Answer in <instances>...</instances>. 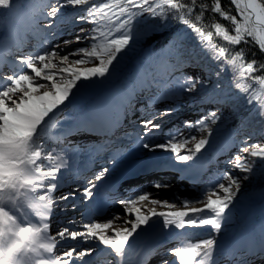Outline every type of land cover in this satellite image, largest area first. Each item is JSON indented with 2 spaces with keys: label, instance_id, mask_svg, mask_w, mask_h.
Returning <instances> with one entry per match:
<instances>
[{
  "label": "snow or ice",
  "instance_id": "1",
  "mask_svg": "<svg viewBox=\"0 0 264 264\" xmlns=\"http://www.w3.org/2000/svg\"><path fill=\"white\" fill-rule=\"evenodd\" d=\"M15 3H19V0H0V9H9V15L15 17L18 11L13 8ZM230 4L235 6L237 15L244 23H241L237 15L232 14L231 9L225 10L221 0H213L211 12L219 14L234 26L232 34L222 24L215 23V36L230 45L248 43L246 37L253 36L255 32V26L252 25L254 17L255 23L262 26L258 46L264 51V0H230ZM68 8L73 9L72 23L91 24L92 27L80 28L70 39L18 57V63L22 66L20 70L4 76L0 81V264H83L81 258L90 256L96 249H78L75 244L65 246L62 243L76 242L78 238L79 243L93 240L98 245L107 246L116 257L117 264H123L126 246L130 247V237L138 234V230H143L142 226H149L153 217L161 218L163 228L169 232L183 233L188 228L203 227L209 230V236L199 242L169 249V254L176 258L172 264H216L213 258L214 252L219 255L216 236L221 232L223 224L231 218L230 206H234L240 180L247 179V176L234 177L231 173H224L220 179L227 180V185L219 182L195 200L180 197L172 201L151 199L152 204H162L169 208L175 207L178 202L184 206L204 203V208H191L189 211L157 213L155 209H150L149 214H142L141 209L135 207L137 199L149 200L151 194L141 190L137 198L119 201L126 205V217L132 218H125L123 222L128 227L113 229L111 236L106 235L104 230L111 228L113 222L119 218L113 216L106 223H98L93 220L90 212L81 213L80 220L69 218L66 225L58 230V240L49 235V218L53 205L60 207L61 201H72L70 206L75 209L74 201L78 191L65 192L56 198L52 196L58 188L63 187L65 174L61 169L70 168L68 161L71 154L63 153L57 156L54 155L52 147L45 146L44 134L48 121L54 116L63 115L83 91L110 82L118 73L120 64L143 35L155 33L157 29H167L173 21L181 22L185 38L191 35L203 51L211 53L213 61L225 60L228 52V49L213 42V31H206L187 18L195 12L196 21H200L204 13L209 11L208 4L198 5L197 0H189L187 3L184 0H101L99 3L95 0H30L26 18L33 28L39 20L52 18L49 21L51 35L53 22L58 14L61 18L68 16L69 13L63 11ZM141 24L146 26L143 32L138 27ZM72 44L85 46L71 48ZM173 44L176 59V63L172 65L174 70L194 63L190 57L185 56L182 47L173 39H169L164 47L167 49ZM243 55L244 50L241 49L231 59L225 60V63L233 66V70L239 68L240 79L247 78V74L258 70L255 60L238 64ZM92 61H98V66L85 69L75 67ZM223 69L224 65L221 64L220 71L208 74L207 79L181 73L179 77H174V80L180 93L194 94L188 96L191 99L206 91L219 89ZM259 69H264V64H260ZM212 75L215 76V81L212 80ZM235 79L234 75L233 80ZM252 79L264 84V77ZM234 87L247 94L244 96L245 103L250 107L255 104L253 111L264 117V102H258L260 98L257 94L249 93L250 85L235 83ZM41 89L47 90L41 94ZM158 99L159 97H153L148 104L151 105ZM230 99V96H221V101L225 103ZM174 111L175 104L160 111H149L143 106L136 109L139 113L136 121L140 131L135 134V147L149 152L162 150L172 155L170 158H157L147 163H141L137 158L133 162L134 169L139 166L144 169L151 168L156 172L171 170L181 174L188 171L195 166L189 162L197 158L213 136L210 125H215L223 119L221 115H217L219 109H215L195 122L185 120L186 128L206 133V136L198 141L195 135L184 136L179 131H170L163 143H154L155 132L162 128L158 121ZM97 126L96 119L85 117L65 128L63 135L82 133L90 136L94 134ZM126 135L132 138L131 134ZM192 141H195L194 147L189 148L188 145ZM242 143L246 144V141ZM75 147L79 149L80 146ZM249 147V156L264 160V147L255 144L241 147L228 163L241 172L254 174V162H249L247 158L242 160L240 156V153L248 151ZM130 148L129 145L117 147L109 163H117V158L124 157ZM182 149H187V153L181 155ZM56 159L60 162L54 163ZM108 173L109 169L104 167L88 180L82 190L83 200L91 201L94 196L93 189L97 188V185L92 183V180H99ZM180 179L186 177L181 175ZM172 187L171 181H162L159 176L155 177L152 183V188L157 192ZM30 215L35 218L34 221L30 219ZM81 228L83 230H79ZM58 244L61 246L60 255L64 257L63 261L54 256H45L53 253ZM161 264L170 262L165 259Z\"/></svg>",
  "mask_w": 264,
  "mask_h": 264
},
{
  "label": "rangeland",
  "instance_id": "2",
  "mask_svg": "<svg viewBox=\"0 0 264 264\" xmlns=\"http://www.w3.org/2000/svg\"><path fill=\"white\" fill-rule=\"evenodd\" d=\"M29 3H30V0H19V3H15L13 5V8L18 10L17 15L15 17L9 15V9H0V34H2L4 32L5 33L8 32L7 26L15 27L16 31L13 30V32L14 31L17 32V31H22L23 26H25L26 24L29 25V22L26 18L27 13L29 11ZM63 11L68 12L69 15L61 18V17H59V14H58V17L53 22V24H54V26H56L58 24H60V25L65 24L68 27L67 29H69V32L65 33L63 36L61 35V38L57 39V43L65 40L67 37L75 36L79 32L80 28L90 29L92 27L91 24H74V23H72V15L71 14L73 12V9L68 8V9L63 10ZM50 20H52V18H48L46 20H44V19L39 20L37 22L35 28H38V27L43 28L49 32L50 31V29H49V21ZM17 28H18V30H17ZM53 30H55L54 27L51 29V32ZM84 46H85L84 44H79V45L72 44L70 47L76 48V47H84ZM10 47L12 48V46H10ZM22 55H25V53L22 51H14V53H10L9 57L12 59H15V61H16V59ZM97 65H98V61H92V62L84 63L81 65H75V67L80 68V69H85V68L95 67ZM37 66L38 67L40 66L39 63L37 64ZM21 67L22 66L20 65V68ZM20 68H18V70H20ZM141 68H142L141 70L145 69V73H142L141 76H138V74H134L130 78L126 79V81H124L123 86L121 88V92H119L117 94L109 93L106 95H100L97 86L83 91L78 97H76V99L73 101L72 106L70 108L66 109V111L63 115L54 116L52 119H50L48 121V127L45 131V134H44L45 146L49 147L51 145L50 147L54 148L55 150L56 149L58 150V148H60V146L56 145V144H54V145L50 144V142H51L50 137L55 138L56 137L55 132H56V134H57V132L59 134V132L63 131L65 128L72 126L75 122H79L82 118H85V117L96 119L98 121V124L100 122H102V123L105 122L107 128L108 127L113 128L116 125V123L118 122L120 115L125 114L128 111H132L133 107L131 106V101H133V100L138 101V99H137L138 95H142V96L150 95L151 97H159L157 102L153 103L152 105H150L148 107L149 111H160L168 105H172V104L176 105V111L172 112L168 116H165L161 120V121H164L163 123H165L166 121L175 120L176 118L179 119V123L181 125H184L185 120H190V121L195 122L197 119L201 118L202 116H204L207 113V108L210 109L213 107H215V109H219V111L217 112V115H221V116L223 115L222 120H224L225 116H227L230 113L229 107L226 108L224 106H215L214 104H212V102L203 105V103L200 104V102H201L200 98H198V99L191 98L190 99V98H188V95L180 93V90H179V88H178V86L174 80V77H179L178 75L180 74V72H174L172 75L168 74L167 76H165L163 74H158L156 72L154 74H152L151 70L148 69L147 64H142ZM154 71H156V70H154ZM28 72H29V74H31L30 70H28ZM169 73H171V72H169ZM183 73H185V75H196V76H199L201 79H207L208 78V75L205 74L204 72L194 70V69L193 70L186 69V71H184ZM171 80H172V83H171ZM155 82H157V83H155ZM158 82H161V83H158ZM144 85L147 87L149 86L150 90L148 91V93L138 94L136 90L138 88H140V86H144ZM141 104L144 105L143 102ZM172 115H173V117H171ZM136 116H138V115H136ZM136 116L134 117L132 115L129 118L125 119V121L123 122V123L126 122V125H127L126 128L130 130L127 133L131 134V136H133L132 132H136V133L138 132V131H135V127L133 125L134 122L136 121ZM158 122H160V121H158ZM215 125H210V127L213 128V127H215ZM237 125L242 126V123H238ZM168 130L169 129H167V131ZM240 130H241L240 135H239V133H235L231 136V138H229V137L226 138L227 142L229 141L232 144L233 148H235L237 150V151L236 150L233 151V149H232L231 152L226 154L225 156H226L227 160L231 159L236 154L234 152H239L241 147H247L250 145L257 144V143H255V141H257L258 139L253 135L252 131H248L247 128H244V127H241ZM181 133L184 136H188L189 134L195 135L196 141H198V140H200L206 136V133H200V132L193 130V129H189L188 132H186V133L185 132H181ZM48 135H50V136H48ZM248 136H251V137L249 138ZM238 140H241V142H240V146L237 147L236 143ZM242 141H246V144L242 143ZM163 142H161V143H163ZM194 143H195V141H192L191 143H189L188 147L189 148L194 147ZM258 144L261 147H264V141H260ZM63 145H65L64 148H67V146H70L68 143H65ZM221 145H222V140H220L219 137H216L215 135L210 137L209 138V144L206 145L204 149H202L201 153L197 155V158L194 161H190L189 163L194 164L195 166L192 168H195L199 172L206 171V177L209 176V178L212 180V181L205 183V187H203L199 193H202V191H205L206 189L211 188L213 185H216L219 182H223V183H225V185H227L229 183L227 180L221 181V179L219 178V176H221L224 173H231L234 175V177L247 176L248 177L247 179H241L240 180V189H239V192L237 193V196H236V198H237L240 196V193L244 189H247L251 185V180L253 178V175L239 171L238 169H236L234 167L233 164H230V163H228V165H230V167L229 168L227 167L226 169H222V171L220 173L217 172V170L220 169V166H217L216 168L213 169V170H216L215 172H213V173L209 172L210 171V168H209L210 163L212 162L213 159H217L221 162L223 160V159L219 158V156H220L219 150H220ZM64 148H62L60 150L61 151L63 150V152L66 151L65 153H70V152H68V150H65ZM131 149L132 148H130V151H132ZM130 151H128L129 153L127 152L128 155H125L124 157H119L118 159H120V158L125 159V160H123V162H125L127 160L130 161L133 158H137V156H139L140 153H142V152L145 155L147 154L148 157L151 156V158L156 157V158H161V159L163 158L164 159V158H170L172 155L170 152H165L162 150H157L156 152L149 153V151H147L145 149H141V150L138 149L137 151L133 152L132 154ZM250 151H251V148L249 147L248 151L240 153L241 159L243 160L244 158H247L249 162H254L253 167H257L259 165V157L249 156ZM186 153H187V149H182L180 154L183 155ZM54 155H56V154H54ZM222 156H223L222 158H225L224 155H222ZM58 160L59 159H57V161ZM123 162H121V163H123ZM213 198H215V196H213ZM230 208H231L232 215L236 216V218H238L240 220L242 218H244L245 216L253 217V220H254L253 224L255 226L252 225L251 227L247 228L248 233L251 231L255 232L257 228H258L257 230H260V231L263 230L261 227H262V225H264V214H263L264 206L262 207L259 204H253L248 210H246L244 212L234 209L233 206H230ZM58 209L59 208H57V210ZM55 211L56 210H53L52 212H55ZM204 214L206 215V213H204ZM124 215L126 216L125 213H124ZM126 218L130 219L132 217H126ZM59 221H60V219L57 218L56 222L58 223ZM114 222H117V221H114ZM119 222L124 223L122 220ZM242 227L243 226H241L240 224H238L236 226H232V227L227 226L225 223L223 224L221 232L218 234V236H221V235L224 236L225 234H228V233H230L232 235L231 238L229 239L230 241H228V243L225 244L226 248H230L232 245H235L236 241L238 240V237H235V233L237 231L241 232ZM79 230H83V229L81 228ZM245 230L246 229H244L243 231H245ZM209 234L210 233H209V230L207 227L189 228V230H187V232L186 231L183 233L177 232V235L179 236V238L175 237L173 239V243L175 245L181 241L185 242V244L186 243H195V242H199V241L203 240L204 238L208 237ZM49 235L52 236V233ZM173 236H176V234ZM82 244H84V243H82ZM85 244H87V245H84L85 247H82V248H89V247L96 248L98 246L99 247L103 246V245H98L95 241L92 242V240H89ZM181 244H180V246L185 245V244H182V245ZM80 248L81 247H79L78 249H80ZM225 249L220 250L221 252H219V253L221 254L223 251H225ZM229 261H230V256H229V258H227L226 256L225 257L221 256V258H219V261H217L216 263L217 264H228Z\"/></svg>",
  "mask_w": 264,
  "mask_h": 264
},
{
  "label": "trees",
  "instance_id": "3",
  "mask_svg": "<svg viewBox=\"0 0 264 264\" xmlns=\"http://www.w3.org/2000/svg\"><path fill=\"white\" fill-rule=\"evenodd\" d=\"M96 1L97 3L101 2V0ZM184 2L187 3L189 0H184ZM200 3L208 4L209 11L204 13L200 21H196V13H192L187 17L190 22L197 23L198 26L203 27L206 31H213V42L228 49L225 60L231 59L235 53L243 49L244 55L240 58V60H238V64H246L247 62L255 60L258 67L256 72L247 74V78L240 79L238 77V67L233 70V66L225 63V60L213 61L211 59V53L203 51L201 46L194 38L191 37V35L185 38L184 26L182 23L179 21H173L169 24L167 29H157L155 33L143 35L140 42L135 45L133 50L128 53L123 62L120 64L119 71L113 79L104 85H99L98 87L104 91H118L123 79L126 76L133 74L132 68L138 66L142 62L165 65L164 70L170 69L174 71L172 65L176 63L175 44L169 45L167 49L164 47L168 43L169 39H173L175 43L182 47L185 56L190 57L194 61L193 64L182 66L181 69L189 66L191 68L201 70L208 75L210 73L220 71V65H224L220 78V88L217 90H209L201 94L203 99L213 94H220V96L227 95L231 97V99L226 103L221 101L230 106V113L226 116L225 120L219 121L215 127L212 128L213 135L217 136L224 134V132L228 131L234 122L242 120L245 127L252 129L253 132L258 135L264 136V117L259 116L253 111L255 104L250 107L245 103L244 96L247 94L241 93L239 89L234 87L235 83L250 85L249 93L257 94L260 98L258 102H264V84H261L259 80L252 79L253 77H264V69H259V65L264 64V51H261L258 46L260 33L255 29L253 36L246 37L248 43L241 42L239 45H230L223 41L222 38L215 36L213 25L215 23H220L225 26L230 33L234 34V26L232 23L224 20L219 16V14L211 12L210 9L213 0H197V4L199 5ZM221 5L225 10L231 9L232 14L237 15L235 6L230 4V0H221ZM196 11H199L198 7ZM237 18L241 19L238 15ZM241 23H244L242 19ZM138 27L143 32L146 26L141 24L138 25ZM188 32L190 33V30H188ZM234 75L236 76L235 80H233ZM211 78L215 81L214 75H212ZM238 129V127L233 128L234 131H238ZM237 133H239V131ZM253 173L251 185L247 189H244L240 193V196L234 200V206L246 209L262 198L264 199V160L260 157L259 165L257 167H253Z\"/></svg>",
  "mask_w": 264,
  "mask_h": 264
},
{
  "label": "bare ground",
  "instance_id": "4",
  "mask_svg": "<svg viewBox=\"0 0 264 264\" xmlns=\"http://www.w3.org/2000/svg\"><path fill=\"white\" fill-rule=\"evenodd\" d=\"M259 25V24H258ZM261 27L262 26H260L259 25V30L261 29ZM7 28H8V32L7 33H2V34H0V50L2 49V43H3V41H5V38L6 37H9L10 39H12V34L10 33V31H9V28H10V30H15L16 31V29H15V27H12V26H7ZM17 30H18V28H17ZM71 38V37H70ZM70 38H68V39H70ZM6 61V63H8V60H5ZM11 62V61H10ZM45 90H47V89H41L40 91H41V94H42V92L43 91H45ZM187 109V108H186ZM136 123L138 124V122L136 121ZM139 150H141L142 148H138ZM150 153V152H149ZM167 180H162V181H170V179L169 178H166ZM142 183H145L146 181H144V180H142L141 181ZM172 183V182H171ZM172 184H175V186L173 185V187L171 188V189H168V190H160V191H156V190H154V189H151V188H149V189H146V191L148 192V193H150L151 194V198L149 199V200H146V201H139L138 199H137V203H136V205H135V207L136 208H140L141 209V213L142 214H149V211L148 210H150V209H155V211L157 212V213H159V212H177V211H189L191 208H204V203H195V204H188L187 206H184V205H182L181 203H176V205H175V207H171V208H169V207H167V206H164V205H162V204H152L151 203V199H160V200H168V201H172V200H175L177 197H175V196H173V195H171L170 193H171V190L172 189H176V183H172ZM177 187H179V186H177ZM59 192H61L60 191V189H57L54 193H52V196H55L57 193H59ZM166 192V193H165ZM160 193V194H159ZM137 192L136 193H134V194H132V196L131 197H129V198H137ZM200 197V196H199ZM199 197H188L187 199L188 200H195V199H197V198H199ZM128 198V199H129ZM128 199H125V201L126 200H128ZM181 199H186V198H181ZM206 202V201H205ZM55 205V204H54ZM56 206V205H55ZM126 206V205H125ZM127 207H131V205H127ZM56 212L53 214V216H52V219H53V221H52V228L54 227V229H55V231H53V233H54V235H57V232H58V230L60 229V228H62L61 226H59V225H57V224H54L53 222H54V219H55V217H56ZM116 217H118L119 219H117V220H115V221H117V222H113V224H112V227L111 228H109V229H106V230H104V233L106 234V235H108V236H111V234H112V231H113V229H117V230H121V229H124L125 227H128V225H126L125 223H122V222H119V221H124V219L126 218V216L123 214V213H119ZM32 219V218H31ZM111 220V219H110ZM109 220H107V221H104V222H100V223H106V222H108ZM253 222H254V220H253V217H248V216H245L244 218H242L241 220L240 219H238V218H236V216H234V215H232L231 216V218L225 223L227 226H229V227H232V226H236V225H238V224H240L241 226H243L241 229H242V231L244 230V229H246L245 231H237L236 233H235V237H239L240 235L241 236H245V235H248V231H247V228H249V227H251L252 225H254L253 224ZM51 225V224H50ZM255 226V225H254ZM142 229L143 230H138V234H134L133 235V237H130V239H129V244L131 243H135V242H139V241H142V243H144L146 240H147V243H149V244H153V242L155 241V240H157L156 238H157V236H160L161 234H165L166 236H168V237H170V238H172L173 237V235H175L176 234V236H178L177 235V232H169V231H166L164 228H163V226H162V221H161V218H159V217H153L152 218V220H150V222H149V226H142ZM187 230H189V228L188 229H186V230H184V232L186 231L187 232ZM240 232V233H239ZM223 235H221V236H216V239H217V245H218V252H221L220 250H223V249H225L226 247V243H228V241H230L229 239L231 238V234L230 233H228V234H225L223 237H222ZM246 237V236H245ZM207 238V237H206ZM205 239V238H204ZM78 241H79V238H78ZM92 242H93V240H92ZM64 245H65V243H63ZM75 245H76V247L77 248H79V247H81V243H74ZM71 245H73V243L71 244ZM71 245H69V246H71ZM236 245V247H239V245H238V243L237 244H235ZM66 246V245H65ZM104 247H107V246H104ZM225 247V248H224ZM235 247V246H234ZM233 247V248H234ZM235 247V248H236ZM252 247V246H251ZM169 248V247H168ZM252 248H256V247H252ZM232 248H226L225 249V251H223V253H219V255H217V253H213V258L215 259V262H217V261H219V258H221V255H223V254H227V252L228 251H230ZM59 250H61V246L60 247H58L57 248V251L55 252L54 251V254L56 253L57 254V252L59 251ZM139 252H142V249H140L137 253H139ZM55 254V255H56ZM152 259H154V258H152ZM161 259V258H160ZM160 259H158V261H160ZM168 260L169 262L171 261V258L170 259H167V257L165 256V258H163V260ZM199 259V258H198ZM233 260H235V257H233ZM154 260H152V262H153ZM150 264H153V263H151L150 262ZM160 264H161V261H160ZM206 264H207V262H206ZM217 264V263H216Z\"/></svg>",
  "mask_w": 264,
  "mask_h": 264
},
{
  "label": "water",
  "instance_id": "5",
  "mask_svg": "<svg viewBox=\"0 0 264 264\" xmlns=\"http://www.w3.org/2000/svg\"><path fill=\"white\" fill-rule=\"evenodd\" d=\"M252 24L255 26V28H257V29H258L259 25L255 23V18H254V17H253Z\"/></svg>",
  "mask_w": 264,
  "mask_h": 264
}]
</instances>
